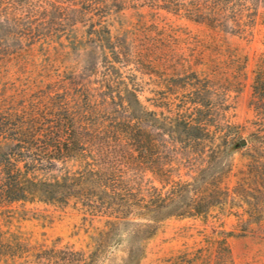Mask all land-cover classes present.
I'll return each mask as SVG.
<instances>
[{"label": "rangeland", "instance_id": "1", "mask_svg": "<svg viewBox=\"0 0 264 264\" xmlns=\"http://www.w3.org/2000/svg\"><path fill=\"white\" fill-rule=\"evenodd\" d=\"M2 1L0 110L30 109L42 95L60 93L62 86L75 94L89 90L102 104L92 117L100 138H114L135 123L115 107L117 90L127 87L157 118L180 117L206 127L205 142L174 143L154 126L146 128L149 122L143 120L140 127L150 131L154 143L142 158L121 160L124 141L112 139L102 148L99 161H116L115 183L129 211L169 196L175 183L196 177L220 149L228 127L239 130L243 139L264 127V110H257L252 88L264 55V3L247 2L242 17H217L227 21L221 28L181 11L131 4L117 8L109 0L82 17L67 5L46 17H27L21 0ZM98 35L109 39L104 50L95 41ZM96 143H90L93 152ZM212 162L224 168L231 163L221 185L230 189L248 160L238 154ZM112 218L76 201L0 207V264L83 261L96 250L95 238ZM239 222L219 208L206 217L166 218L143 241L138 264H264V220L246 231ZM127 255L122 245L96 263L121 264Z\"/></svg>", "mask_w": 264, "mask_h": 264}, {"label": "trees", "instance_id": "2", "mask_svg": "<svg viewBox=\"0 0 264 264\" xmlns=\"http://www.w3.org/2000/svg\"><path fill=\"white\" fill-rule=\"evenodd\" d=\"M106 1L67 0L68 3H62L61 0H21V6H27V17H46L52 10L67 9L64 5L70 6L77 17H82L91 15ZM109 1L115 2L117 8L131 4L181 11L194 20L213 22L221 28L227 21L217 17H242L247 2L264 3V0ZM2 2L0 0V8ZM233 24L239 27L238 21L234 20ZM108 40L106 36L95 37L98 47L103 50L109 45ZM61 88L62 91L53 96L44 94L39 97L34 105L31 103L30 109L0 110V207L15 203L65 205L76 201L92 212L113 217L108 221L106 231L95 238L97 248L86 259L61 258L62 261L97 264V257L101 262L111 248L125 245L128 255L121 264H138L143 253V241L154 234L160 222L172 216L206 217L212 209L219 208L238 217L243 231L248 225L264 220V127H259L248 139H243L239 130L228 127V136L224 137L220 149L211 155L214 161L216 157L231 159L238 154L248 160L232 188L221 187L231 163L224 168L211 160L190 182L175 183L169 196L140 205L133 212L125 209L129 202L115 183L116 161H99L102 148L109 146L112 139L115 143L124 141L126 150L120 156L121 160L139 159L154 143L146 128L154 126L174 143L189 144L205 142L209 136L206 127L199 121L180 117L168 121L159 119L155 113L145 111L135 92L126 87L117 90L119 103L115 107L135 120L134 125L128 124V128L114 138H100L92 117L102 104L91 98L89 90L81 89L75 94L63 86ZM252 88L257 110H264V55L259 59ZM110 96L113 101L114 96ZM106 98L109 99L104 96L102 100ZM143 120L149 122L145 129L140 127ZM160 134L158 136L162 137ZM242 140L244 144H241ZM96 141L97 148L93 152L90 143ZM109 154L106 153L107 156ZM234 209L236 211L231 213ZM224 250L228 253L226 247ZM98 253L102 255L98 256Z\"/></svg>", "mask_w": 264, "mask_h": 264}, {"label": "water", "instance_id": "3", "mask_svg": "<svg viewBox=\"0 0 264 264\" xmlns=\"http://www.w3.org/2000/svg\"><path fill=\"white\" fill-rule=\"evenodd\" d=\"M241 144H244V140L241 141Z\"/></svg>", "mask_w": 264, "mask_h": 264}]
</instances>
